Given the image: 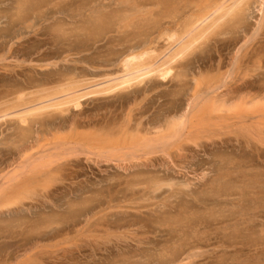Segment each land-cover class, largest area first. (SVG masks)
<instances>
[{
  "label": "rangeland",
  "instance_id": "rangeland-1",
  "mask_svg": "<svg viewBox=\"0 0 264 264\" xmlns=\"http://www.w3.org/2000/svg\"><path fill=\"white\" fill-rule=\"evenodd\" d=\"M93 1L40 0L35 17L28 9L23 14L29 16L27 23L14 20L12 31L0 38V66L9 67L7 72L0 68V101L8 90L15 100L18 94L52 88L69 77L91 81L107 75L115 77L121 73L120 66L128 55L149 46L157 52L163 50L165 42L157 40L159 35L164 39L166 32L180 33L187 11L183 10L181 0H173L164 7H147L154 8L153 17L149 14L144 19L122 22L115 16L114 4L101 7L99 1L96 5ZM253 8L246 18L247 32L251 29L255 32L261 17L258 9ZM17 9L16 0H0V27L5 26V16L16 17ZM261 30L264 32L258 31ZM252 31L246 33L247 38L252 36L249 44L259 41L258 47L263 50L264 33L258 32L261 36L255 37ZM243 33L213 34L185 57L183 63L189 64L186 93H180L175 86L177 80L151 77L111 94L84 98L83 118H92L96 124L88 130H93L95 136L101 135L102 140L120 138L115 147L122 149L123 140L117 132L129 115L162 116L170 110L174 113L177 108L163 110L172 101L187 107L186 98L194 89V77L203 87L212 82L233 84L237 75L230 63L236 49L247 45ZM228 39L233 44L228 41L226 47ZM225 75L228 76L224 82ZM251 76L256 80L253 91L264 89V69L252 67L245 77ZM151 84L152 90L134 94ZM160 103L164 105L159 107ZM193 113H197L196 109ZM49 115L61 114L46 110L38 118ZM194 121L197 123L199 119ZM14 122L9 118L1 121L0 127L11 123L13 128ZM253 127L245 133L237 129L231 131L234 133L230 129L205 135L196 132L204 135L203 139L205 136L212 139H204L205 149L192 145L195 150L185 152L186 159H179L177 153L168 157L162 151L150 155L149 160L144 156L140 159L136 156H142L141 152H134L131 157L129 151L130 157L127 155L125 162L119 149L108 156L112 158L114 154L113 161L94 158L89 163L83 156L78 160L73 157L70 160L75 159L76 163L71 168L48 177L46 182L42 180L39 186L35 184L36 188L31 185L33 190L27 185L28 189L15 188L16 182L27 175L17 173L21 177L13 181L12 194L0 196V264H164L165 259L168 264L171 248L181 242L186 245H180L181 252L177 246L180 259L174 264H264V142L252 139V131L258 129ZM18 140L16 136L0 140L1 150L13 149L12 163L18 160L16 148L23 145ZM211 140H215L214 145L209 144ZM35 149L38 151V146ZM122 151L125 154V149ZM14 166L8 169L16 173ZM72 170L77 172L72 174ZM155 187L159 189L154 190ZM183 229L185 232L180 231Z\"/></svg>",
  "mask_w": 264,
  "mask_h": 264
},
{
  "label": "bare ground",
  "instance_id": "bare-ground-1",
  "mask_svg": "<svg viewBox=\"0 0 264 264\" xmlns=\"http://www.w3.org/2000/svg\"><path fill=\"white\" fill-rule=\"evenodd\" d=\"M98 1L101 7H109L111 4H114L116 6L115 16L123 22L125 19L143 18L149 14H152L151 16L153 17L154 8L152 7L149 10L146 9L147 7L156 5L164 7L173 0H94L93 2H95L96 5V2L98 3ZM39 2L40 0H16L18 6L17 15L13 18L12 14L11 16H5V26L0 27V38L7 35L6 33L9 31H12V23L14 20L23 22V24L27 23L29 21V16L23 17V14L28 13V9L33 11V15L36 14ZM181 3L184 7L183 10L187 11L180 27V33L174 32V30L173 33L169 35V33L165 31L167 33L166 38L163 37L164 39H161L159 35V38L157 39L158 41L160 39V41L163 40V42H165V50L163 49L157 52V49H152L151 46H149L147 47L148 49L141 50L142 52L139 51L137 54L128 55L123 59L122 65L120 66L122 67L121 73H116L115 77L112 76L111 78V75H107L102 78V80L98 81L97 79L91 81L88 79L83 80L69 77L65 78L62 83H59L52 88H41L34 92L31 91L28 94H24V92L23 94H18L15 100H12V91L9 90L6 93V96H3V101V97H1L0 123L1 121H6L11 118L15 120V125H13V128L11 123L7 124L5 128L0 127L2 128L0 129V136L2 138L0 140H7L10 138L12 140V136H16V138L18 137L19 139L17 142H22L23 145L20 144L21 146H18L15 150L16 158L18 157V160L14 161L15 163L10 162V160L15 157L14 154H12L13 149L11 150V147L10 149H5L6 151L0 149V196H2V194L4 196L12 194V183L14 185L13 181L16 182L21 177L20 175H17V173L21 172L22 176L24 174L27 175L16 182V185H14L15 188H23L27 185V187L31 189L33 185V187L36 186L35 184L39 186L38 183L42 180L47 181L49 179L48 177L59 174L63 169H68L67 167L71 168V165L76 163L75 159L74 161L70 160L73 157L78 160L80 156H83L85 157L84 159L89 161V163L93 162L94 158H96V160L104 159L108 161V159L112 160L115 157L114 154L116 152L118 153L119 150L122 151V149H125L126 151L128 149L125 154L123 151H120V153L124 154H121L122 157L125 156L122 159L126 158L127 155V158L130 157L128 154L129 151L131 152V157L134 152H138V154L141 152L142 156H136L140 159L144 156V158L146 157L149 160L150 155L161 151L162 154H165L168 157H171L172 155L174 156V154L177 153V156H180L179 159L181 157H185L186 159L188 154L187 151L192 153V151L195 150V148H192V145L195 147L201 146L203 148L204 146H207L204 139L209 140L212 138L207 136L210 137L207 139L205 136L203 139V136L209 131H219L221 133V131L225 129H230V132L237 129L245 133V131L254 128L253 126L258 127V129L255 127L257 130L254 129L255 131H252L254 132V137H252V139L256 140V142L258 141L259 143L260 141L264 142V89H259V93L253 91L256 80L253 79V76L249 77V79H247V76V78L245 77L246 71L250 72L252 67H254V69H264V55L261 54L264 50V46H262V50L258 47L260 44L259 41L257 43L255 40L249 44V38L252 36L249 35L250 37L248 36L247 38L246 33H250L253 29H251L249 25L251 30L247 32L248 29L245 28L247 24L245 23L246 18L249 15L248 12L251 11V8L254 9L253 7L255 6V8L258 9L256 11L261 13V17L258 21V26H256L258 28H254L255 32L253 30L252 33L254 32L253 35L256 37V34L259 32L258 30L264 29L262 27L264 22V0H181ZM91 8H94V6ZM240 31L245 32V35L243 33L245 38L243 40L245 41V44L247 43V45L236 49L237 51L232 58V63H230L234 66L232 68L233 70L235 68V74L237 75L233 84L228 85L227 83H223L222 85H218L217 82L214 81L215 83L212 82L213 84L211 83L209 86L206 85L203 87V84H201L199 80L194 77V89L191 90V94L187 98L185 97L188 102H186L187 107L184 108L182 105H176L175 102L177 101H172L171 105L168 107L166 106L163 110L177 108V111L174 113L170 110L167 112L168 114H163L162 116L155 114L153 116H146V114L143 113L137 117L132 116L133 114L129 116L127 114V120L123 123L124 125L120 131L117 132L123 140L124 146L122 149L115 147L117 146L116 144L120 143V138L114 140H106V138L105 140H102L101 135L95 136L93 130L89 131L90 128L96 126V124L92 118H83L84 111L81 109V102L84 98L90 96H104L109 92L111 94V92L114 93V90H121V88L124 89L132 86V84L142 83V81L148 78L150 79L151 77H155L160 81H165L169 77L173 81L177 80L175 86L177 88L179 87L178 90L180 93H186L189 87L188 82L186 81V79L189 78V72L187 71L189 64L183 63V60L186 59L185 57H188L187 55L189 53L191 55V52H193L198 45L208 41L210 36L213 34L218 33L219 35H224L228 32L232 34L239 33ZM261 31L263 32V30ZM260 34L257 35L261 36L262 34ZM162 36L165 35L163 34ZM262 36H264V34ZM150 39H153V37ZM230 39L227 40V44L228 41L230 43ZM258 39L261 40V37H258ZM233 42L235 41L233 40ZM157 44L159 43L157 42ZM223 44L219 45L217 43L219 46H223ZM236 45H238V43H235V46ZM226 47H229V44L228 46L226 45ZM9 48L11 49V47ZM216 48L218 49V47ZM221 48L218 50H221ZM1 67L4 72H7V69H9V67L5 69V65L0 66V68ZM233 70L232 72L234 74ZM226 72H228V70ZM244 72L245 74H243ZM4 75H7V73H4ZM7 76L12 78L10 75ZM227 76H224V82ZM229 79L230 78H228V81ZM152 89L153 84L145 86L140 90H136L134 94L137 95L138 93ZM209 95L210 98H208ZM9 96L11 97L9 98ZM206 100L207 102H204ZM162 105L164 104L160 103L159 107ZM195 109L197 113L194 114L193 112ZM46 110L58 111L62 116L59 115L57 117H53L49 115L45 118H38V116L43 114ZM33 116H36L37 118L35 117L34 119ZM194 118H198L199 121L197 123L195 121L193 122ZM206 120H208L209 123H204ZM200 122L202 123L201 127L199 126ZM198 127L200 128L197 132ZM225 131L224 133H226ZM196 132L197 134L204 135H196ZM108 141L111 142L108 143ZM214 141L211 140L210 142H207L214 145ZM109 144L113 145L110 147ZM35 146H38V151H33ZM113 151H115V153ZM112 152L114 153V157H108L110 154L112 155ZM118 158L121 159V156ZM144 158L142 159L144 160ZM132 159H134V157ZM123 161L126 162L125 159ZM123 161L120 162V164H123ZM12 164H15L14 168L16 173L15 171H12V168L8 169L9 167H12ZM74 172L76 173L77 171H73L72 174ZM27 187L25 188L28 189ZM157 189L159 188L155 187L154 190ZM35 190L36 189H34V192ZM172 194L174 193L172 192L171 195ZM20 201L22 202V200ZM184 230L185 229L180 231L182 232ZM188 232L186 233L188 234ZM182 240H180V242ZM250 243L252 244V241ZM184 244L181 242L180 245L182 246ZM180 245L178 244L177 246L181 252L182 250ZM177 246L175 245L176 249L174 247V249L171 248L170 255H172V258L167 257V259L169 258L168 264H174L179 261L180 256L177 254L179 251ZM34 250H36V248ZM165 261L167 260L165 259ZM165 261L164 264H167Z\"/></svg>",
  "mask_w": 264,
  "mask_h": 264
}]
</instances>
